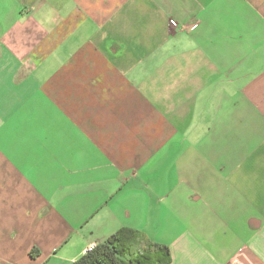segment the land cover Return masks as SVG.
<instances>
[{
  "label": "crops",
  "instance_id": "1",
  "mask_svg": "<svg viewBox=\"0 0 264 264\" xmlns=\"http://www.w3.org/2000/svg\"><path fill=\"white\" fill-rule=\"evenodd\" d=\"M125 228L264 264V0H0V264Z\"/></svg>",
  "mask_w": 264,
  "mask_h": 264
},
{
  "label": "trees",
  "instance_id": "2",
  "mask_svg": "<svg viewBox=\"0 0 264 264\" xmlns=\"http://www.w3.org/2000/svg\"><path fill=\"white\" fill-rule=\"evenodd\" d=\"M171 262L168 247L148 241L141 231L125 228L105 242L94 246L72 264H171Z\"/></svg>",
  "mask_w": 264,
  "mask_h": 264
},
{
  "label": "built area",
  "instance_id": "3",
  "mask_svg": "<svg viewBox=\"0 0 264 264\" xmlns=\"http://www.w3.org/2000/svg\"><path fill=\"white\" fill-rule=\"evenodd\" d=\"M93 247H94V246H92V248H93ZM92 248H91V249H92Z\"/></svg>",
  "mask_w": 264,
  "mask_h": 264
}]
</instances>
